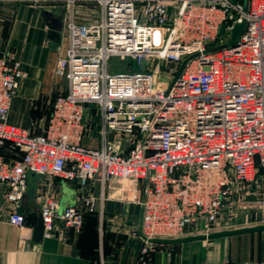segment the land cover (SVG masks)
Segmentation results:
<instances>
[{"label":"built area","instance_id":"built-area-1","mask_svg":"<svg viewBox=\"0 0 264 264\" xmlns=\"http://www.w3.org/2000/svg\"><path fill=\"white\" fill-rule=\"evenodd\" d=\"M69 7V46L57 61L67 81L55 97L45 131L33 134L8 120L26 76L20 60L0 52V182L17 202L27 173L77 184L76 203L59 212L55 193L41 201L43 235L54 219L80 230L92 202L90 182L142 183L141 254L152 238L220 231L223 202L264 183V0H0ZM92 2L97 21L76 25L72 6ZM243 23L234 43L235 24ZM223 27V33L219 32ZM116 58L113 65L110 60ZM162 63L173 65L168 78ZM125 64V70L111 69ZM162 73V74H160ZM87 104L95 106L102 145L81 140ZM125 138L130 146H119ZM6 143L20 153L7 161ZM11 224L25 216L12 212Z\"/></svg>","mask_w":264,"mask_h":264},{"label":"crops","instance_id":"crops-1","mask_svg":"<svg viewBox=\"0 0 264 264\" xmlns=\"http://www.w3.org/2000/svg\"><path fill=\"white\" fill-rule=\"evenodd\" d=\"M46 11L63 22L58 39L48 33ZM71 17L76 25L97 21L99 7L92 2L74 3ZM69 18V7L63 1L43 6L0 4V52H12L26 72L11 99L8 120L33 134L45 131L53 100L66 92L67 81L57 73V61L69 46ZM84 122L88 132L81 144L99 148L102 137L93 104H87ZM1 152L7 161L20 157L9 143ZM8 188V183L0 182V264H264V231L178 244L156 243L147 254H141L143 242L131 232L141 228L142 183L127 179L111 180L103 188L92 180L89 191L93 200L83 212L80 230L55 218L52 234L34 241L33 228L25 221L21 226L11 224L10 213L18 212L19 207L24 216L35 208L40 210L48 193L56 194L61 212L76 203L77 184L29 172L26 189L17 202L6 200ZM261 223L264 212L257 222Z\"/></svg>","mask_w":264,"mask_h":264},{"label":"water","instance_id":"water-1","mask_svg":"<svg viewBox=\"0 0 264 264\" xmlns=\"http://www.w3.org/2000/svg\"><path fill=\"white\" fill-rule=\"evenodd\" d=\"M45 14L48 16V19L46 20V24L48 26V33L52 37L59 38L60 33L63 29V22L60 19V17H55L50 12L46 11ZM56 21L58 22L56 24ZM243 27V23L235 24L232 29V36L229 40V43L236 42L241 30ZM219 32L223 33V27L221 26L219 29ZM183 64H181L178 68V71L176 72V76L182 69ZM246 201H255L256 196H254L253 192H250L249 195L246 196ZM18 212H24L22 207H19L17 209ZM25 223H28L33 228V240L38 241L43 236V222L41 218V213L38 208H35L33 212L27 213L25 216ZM258 231H264V223L261 224H255L251 226H244L234 229H225L220 231L211 232L208 234H195V235H186L178 238H152L151 241L155 243H162V244H178L193 240H202V239H212L217 237H224V236H230L234 234H242V233H250V232H258Z\"/></svg>","mask_w":264,"mask_h":264},{"label":"rangeland","instance_id":"rangeland-1","mask_svg":"<svg viewBox=\"0 0 264 264\" xmlns=\"http://www.w3.org/2000/svg\"><path fill=\"white\" fill-rule=\"evenodd\" d=\"M48 4H51V2L41 5L43 6ZM116 61V58H112L110 60V64L113 65ZM169 66L173 67V65L162 63L161 70L166 72L160 74L166 75L168 78H170L172 75H175L176 72H172L170 74L168 73L169 68L167 67ZM126 68L127 66H125V64H119L117 66L111 67V69L119 70H125ZM61 76L65 78L64 75ZM110 140H119V146H122V149L123 147H127L132 144H126L125 138L123 136L122 138L111 137ZM253 194L254 196H256L255 201H246V197L238 196L229 198L225 202H223L218 217V224L221 230L251 226L261 221L262 212H264V183L260 185L259 188L253 189Z\"/></svg>","mask_w":264,"mask_h":264}]
</instances>
